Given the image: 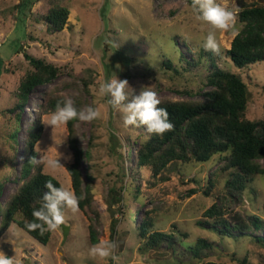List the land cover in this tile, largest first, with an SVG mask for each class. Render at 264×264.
<instances>
[{
    "label": "rangeland",
    "instance_id": "rangeland-1",
    "mask_svg": "<svg viewBox=\"0 0 264 264\" xmlns=\"http://www.w3.org/2000/svg\"><path fill=\"white\" fill-rule=\"evenodd\" d=\"M21 1L0 0V56L4 64L0 75V202L5 203L23 183L20 168L25 136L34 128V117L41 106L54 96L64 101L71 99L79 110L91 106L99 112L96 119H77L73 125L77 145L90 155L83 160L81 171L83 188L87 172L95 178L92 205L97 215L88 209L87 215L80 209L75 213L66 209V239L63 240L62 227L58 228L50 231L45 246L12 224L0 236V252L13 258L15 264H239L243 258L251 264H264V244L255 240H264V230L234 231L233 237H227L217 231L215 219L204 217V212L216 204L227 220L238 213L241 218L257 216L264 222V176L253 177L242 196L230 194L226 188L229 172L219 170L222 163L215 156L206 163L171 162L153 179L148 169H137L135 154L126 146L130 143L137 153L147 136L144 126L125 127L124 114L108 104L109 97L99 94L101 83L117 77L127 79L134 94L152 85L159 100H201V94L210 90L203 85L205 68L180 76L162 65L168 56L178 67L180 56L192 59V53L204 47L209 28L196 19L192 4L188 0H39L31 12L42 11L46 4L69 10L63 30L51 34L43 22L32 21L24 8H16ZM217 2L229 8H240L242 4L264 6V0ZM236 28L238 32L242 29L239 20ZM216 38L220 49L218 67L239 73L247 85L245 117L264 121V61L238 69L225 54L234 38L231 31L216 30ZM24 52L53 65L59 72L52 82L38 85L29 93L20 112L16 95L24 76L32 70ZM183 89L195 94L176 92ZM51 113L42 116L43 132L36 144L35 164L62 187L72 190L67 171L48 166V161L56 156V147L63 153L60 163L64 167L73 161L67 127L51 126ZM260 164L264 167V159ZM121 184L126 190L122 200L117 201L110 190ZM192 190L196 192L190 194ZM145 212L152 219V231L175 234L178 241L173 247L166 243L158 248L145 245L137 228ZM90 224L98 242H116L118 261L92 253ZM197 239L213 245L206 258L178 255Z\"/></svg>",
    "mask_w": 264,
    "mask_h": 264
},
{
    "label": "trees",
    "instance_id": "trees-1",
    "mask_svg": "<svg viewBox=\"0 0 264 264\" xmlns=\"http://www.w3.org/2000/svg\"><path fill=\"white\" fill-rule=\"evenodd\" d=\"M38 1L22 0L16 8H24L32 21L43 22L47 32L51 34L61 32L67 23L69 10L66 7H52L46 4L42 6V11L31 12L30 8ZM188 2L193 5L194 0H188ZM240 9L238 20L242 24V29L232 39L229 49L225 51L227 58L238 69L264 61V6L254 4L248 7L242 4ZM192 54L194 57L189 60L180 56L178 67L168 56L162 65L165 69L180 76L183 72H192L199 67L205 68L206 75L203 85L209 87L210 90L201 94V100H160L159 107L168 110L169 118L174 124L173 130L157 135L148 133L144 126L146 135H150L151 139L141 142L137 153L134 152L133 145L130 143L126 146L130 148V152L135 154L137 169H148L153 179L171 162L206 163L217 156L218 162L222 163L219 170L223 173L229 172L226 182L228 192L242 196L246 185L253 177L264 176V167L260 164V160L264 159V121H251L245 117L249 99L247 85L239 73L218 67L217 58H220V53L201 47L197 53ZM23 56L32 70L26 73L18 88L16 96L20 112L27 104L29 93L38 85L52 82L59 72L58 68L26 52ZM3 68L4 64L0 56V75L4 71ZM176 92L186 95L195 94L189 89ZM58 101L62 103L64 100L54 96L46 100L45 105L41 106L40 111L34 117V128L25 136V155L20 168V178L23 183L5 203L0 202V236L12 224H16L38 244L45 246L49 242L50 231L43 234L39 230L30 231L26 227V221L34 220L33 211L42 206L43 196L48 191L45 187L46 183L51 182L56 187H62L55 178L43 173L41 167L35 164L37 154L35 148L43 132L42 116L54 112ZM74 105L79 109L77 104ZM76 120H70L66 124L69 136L68 147L73 161L65 168L68 170L71 188L79 198V209L85 215H87L86 209L97 215L92 205L95 198L93 193L95 178L91 173H86L87 183L83 188L81 164L90 155L88 151H83L77 145V140L73 136V125ZM15 136L16 133L13 134L14 140ZM113 140L118 142L114 136ZM2 189L3 185L0 184V196ZM125 190V186L121 184L118 189L111 188L110 193L115 200L121 201ZM195 192L192 190L190 194ZM17 215L21 218L16 219ZM204 217L215 219L214 224L217 231L220 235L227 237H233L234 231L264 230V222L259 217L250 216L244 219L238 213H234L231 220H227L223 216L222 208L216 204L204 212ZM152 226V219L145 212L137 228L139 236L146 240V246L158 248L162 243H166L173 247L178 241L173 232L152 231ZM89 239L92 244L98 242L96 230L91 224L89 225ZM255 240L264 244L261 238ZM212 250L211 242L197 239L194 245L183 248L178 255L202 260ZM202 264L227 263L207 261ZM239 264L251 263L243 258Z\"/></svg>",
    "mask_w": 264,
    "mask_h": 264
},
{
    "label": "clouds",
    "instance_id": "clouds-1",
    "mask_svg": "<svg viewBox=\"0 0 264 264\" xmlns=\"http://www.w3.org/2000/svg\"><path fill=\"white\" fill-rule=\"evenodd\" d=\"M192 7L195 10L196 19L202 21L204 26L209 28L205 37L204 48L219 53V44L216 38V30L231 31L233 37L239 34L236 24L238 14L241 11L239 6L229 8L217 0H194ZM99 94L109 97L108 104L123 115L125 127L141 125L146 126L148 133L163 135L171 131L174 124L170 120L169 112L164 107H159L161 101L158 99L157 91L154 87H142L138 94L130 87L127 79L105 80L99 86ZM99 116V112L94 107H87L85 110H79L75 107L71 99L57 102L56 110L51 113L50 125H66L68 121L79 119L81 121H92ZM146 141L151 136H145ZM63 153L58 152L56 147V156L48 161L50 169L62 168L68 171L61 163L60 159ZM65 160L70 157H64ZM47 192L43 196V204L40 208L33 211L34 220L26 221V227L30 231L39 230L41 234L47 231H55L66 224L65 210L70 209L73 213L79 211V198L74 190L64 187H56L51 182L45 185ZM118 245L115 241L100 240L94 244L91 251L93 254L113 260H119L115 255ZM0 264H15L13 258H7L3 252H0Z\"/></svg>",
    "mask_w": 264,
    "mask_h": 264
},
{
    "label": "water",
    "instance_id": "water-1",
    "mask_svg": "<svg viewBox=\"0 0 264 264\" xmlns=\"http://www.w3.org/2000/svg\"><path fill=\"white\" fill-rule=\"evenodd\" d=\"M61 227H62L63 240H65L68 235V227L64 225H61Z\"/></svg>",
    "mask_w": 264,
    "mask_h": 264
}]
</instances>
